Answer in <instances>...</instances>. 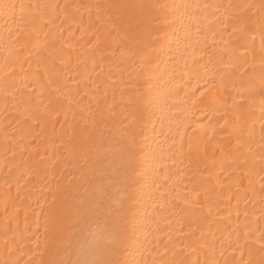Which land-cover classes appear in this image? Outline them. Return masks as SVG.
<instances>
[{
    "label": "bare ground",
    "instance_id": "bare-ground-1",
    "mask_svg": "<svg viewBox=\"0 0 264 264\" xmlns=\"http://www.w3.org/2000/svg\"><path fill=\"white\" fill-rule=\"evenodd\" d=\"M241 260L264 264V0H0V264Z\"/></svg>",
    "mask_w": 264,
    "mask_h": 264
},
{
    "label": "snow or ice",
    "instance_id": "snow-or-ice-1",
    "mask_svg": "<svg viewBox=\"0 0 264 264\" xmlns=\"http://www.w3.org/2000/svg\"><path fill=\"white\" fill-rule=\"evenodd\" d=\"M7 7V5H5ZM97 9H102L105 6L103 5H96L95 6ZM111 7H118V8H133V9H138L140 10V13L143 17L147 18L151 16L152 10L157 8L158 5L156 4H135V5H113ZM255 7L254 5H250L249 8ZM223 86V84H221ZM203 94V93H202ZM214 98L213 97H207L206 102L211 104L213 102ZM237 264H245L243 260L237 262Z\"/></svg>",
    "mask_w": 264,
    "mask_h": 264
}]
</instances>
